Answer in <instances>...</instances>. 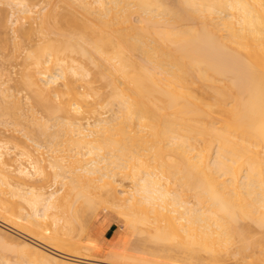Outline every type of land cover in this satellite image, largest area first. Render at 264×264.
<instances>
[{
	"label": "bare ground",
	"instance_id": "obj_1",
	"mask_svg": "<svg viewBox=\"0 0 264 264\" xmlns=\"http://www.w3.org/2000/svg\"><path fill=\"white\" fill-rule=\"evenodd\" d=\"M2 5L6 264H264V0ZM101 209L160 246H98Z\"/></svg>",
	"mask_w": 264,
	"mask_h": 264
},
{
	"label": "rangeland",
	"instance_id": "obj_2",
	"mask_svg": "<svg viewBox=\"0 0 264 264\" xmlns=\"http://www.w3.org/2000/svg\"><path fill=\"white\" fill-rule=\"evenodd\" d=\"M6 6V5H5ZM5 6L4 5H2V6H0V9H2V10H4V11H2V13H0V34H1V37L3 38V35H5L6 34V37L7 36H13V29L14 28H16L17 26H12L11 25V22H9V19H7V17H8V12H9V9H10V7H8V6H6V8H5ZM3 7L5 8V9H3ZM2 19V20H1ZM6 22H7V24H6ZM10 38V37H9ZM14 45H13V43L10 45V49L7 51L6 50V46H5V42H2V41H0V53H2V54H8V53H12V50H13V52H15L14 51V49H12V47H13ZM14 48V47H13ZM18 51H16V53H17ZM0 67H2L3 69H6L8 66H7V63L6 64H1V61H0ZM18 69L19 68H16V69H12V72H13V76H15L14 74H15V72H17L18 71ZM45 140H47V139H45L44 138V140H43V138L41 139V142H44ZM45 143V142H44ZM44 143H42L43 145H44ZM44 146H46V144L44 145ZM49 147V146H48ZM43 151H45V154H44V157L45 158H48V155H52V154H47V152L49 151V150H47V149H44ZM46 155V156H45ZM36 157H38V155H36ZM28 165V164H27ZM48 171H49V169H47ZM52 171V170H51ZM50 171V173H52ZM50 176L52 175V174H49ZM68 176H69V174H68ZM51 180L52 181H50V184H48L49 186L51 185V182L53 183V179H52V177H51ZM39 183V182H38ZM37 184V183H36ZM54 185H55V183H53ZM52 184V185H53ZM60 184L61 183H59L58 185V187H57V183H56V186L55 187H57V189H55V187H53V189H55L54 191H56V190H58L59 188H60ZM53 185V186H54ZM128 184H126V186H127ZM92 211H90V213H88L89 214V216L87 217L86 215V219L90 222V223H87V226H85L86 228V234H87V238H89V240H91V239H93V240H95V237L93 236V234L91 233V229L93 228V226H94V224L98 221V220H101V219H107V221L109 222V223H111V224H116V236H115V238H114V241H113V244H111V246H113L114 248H122L123 250L124 249H128V251L130 250V252L129 253H131L133 256H137V257H135V258H138V259H140L141 257H144L143 255H145V257L144 258H147L148 259V257H146V256H148V250H152L154 247H152L153 246V244H154V242H153V240H152V243H151V240L148 242V240L146 241V239L148 238L147 237V235H146V237L143 235H141V234H137V232L139 233H141V228L138 230V229H136V231L137 232H135V230L133 229V228H131L130 227V225L129 224H127V223H125V220L124 219H122V218H120L119 216H118V214L117 213H114V212H111V211H108V210H106V209H101L98 213H97V215H95V216H93L92 215ZM87 214V215H88ZM92 216H91V215ZM92 219V220H91ZM86 220H85V224L84 225H86ZM0 224H2L1 222H0ZM130 227V228H129ZM9 229V230H8ZM131 230V231H130ZM6 231L9 233V234H11V235H13V236H18V234H19V232H17L15 229H13V228H11V227H8L7 226V229H6ZM130 231V232H129ZM137 234V235H136ZM143 237H141V236ZM139 238H138V237ZM146 239H145V238ZM19 238H21V239H23V240H31L30 239V237H27L26 235H21V236H19ZM136 238V239H135ZM138 238V239H137ZM27 240V241H28ZM33 240V239H32ZM92 240V241H93ZM136 240V241H135ZM96 241V240H95ZM145 241V242H144ZM97 242V241H96ZM131 242V243H130ZM149 244H147V243ZM137 243V244H136ZM145 243V244H144ZM136 244V245H135ZM157 244V246L159 247L160 246V244H158V243H156ZM156 244H154V246H156ZM139 245V246H138ZM98 246H101V247H103L102 245H99L98 244ZM111 246H108V249H110V247ZM144 246H145V248H144ZM147 246V247H146ZM150 246V247H149ZM45 247V246H44ZM132 247L134 248L133 249V251L131 250L132 249ZM143 247V248H142ZM45 248H48V247H45ZM138 248V249H137ZM156 248V247H155ZM154 248V249H155ZM49 249V248H48ZM142 249V250H141ZM50 250V249H49ZM134 250H135V252H134ZM8 251V250H7ZM52 251V250H51ZM182 251V250H181ZM180 251V252H181ZM9 253H7V252H5V249L3 250V248H0V264H2L3 262H5V263H3V264H6V262H9V261H16V254L14 255V253L13 252H10V251H8ZM145 252V253H144ZM180 252H178V254L179 255H181L180 254ZM3 253V254H2ZM5 253V254H4ZM150 253V252H149ZM183 253V252H182ZM135 254V255H134ZM8 255V256H7ZM141 255V256H140ZM4 256H5V259H4ZM13 256H16V257H13ZM107 252H105V253H103V254H101L100 256H99V258L100 259H104V258H107ZM7 259V260H6ZM11 259V260H10ZM143 259V258H142ZM3 260V261H2ZM9 260V261H8ZM12 262V263H13ZM9 263H11V262H9Z\"/></svg>",
	"mask_w": 264,
	"mask_h": 264
},
{
	"label": "crops",
	"instance_id": "obj_3",
	"mask_svg": "<svg viewBox=\"0 0 264 264\" xmlns=\"http://www.w3.org/2000/svg\"><path fill=\"white\" fill-rule=\"evenodd\" d=\"M116 224H111L107 221V219L98 220L93 228L91 229V233L95 237V240L99 245L108 248L113 244L114 238L116 236Z\"/></svg>",
	"mask_w": 264,
	"mask_h": 264
}]
</instances>
